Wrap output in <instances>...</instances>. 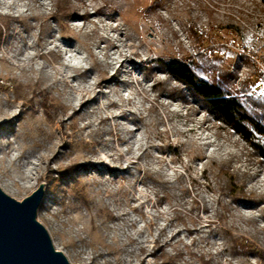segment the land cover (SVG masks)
I'll return each instance as SVG.
<instances>
[{"label":"rangeland","instance_id":"1","mask_svg":"<svg viewBox=\"0 0 264 264\" xmlns=\"http://www.w3.org/2000/svg\"><path fill=\"white\" fill-rule=\"evenodd\" d=\"M69 1L61 20L63 0H0L1 190L21 202L42 184L37 221L70 264H236L224 230L264 264V161L188 88L146 77L150 60L207 56L209 81L263 93L264 5ZM223 165L245 185L236 201Z\"/></svg>","mask_w":264,"mask_h":264},{"label":"trees","instance_id":"2","mask_svg":"<svg viewBox=\"0 0 264 264\" xmlns=\"http://www.w3.org/2000/svg\"><path fill=\"white\" fill-rule=\"evenodd\" d=\"M260 1L264 5V0ZM70 7V1L63 0L62 5L56 6V17L64 20ZM1 36L2 27L0 26V38ZM148 64V73L164 71L166 75L164 81L154 82V89L160 86L164 90L167 85L173 82L185 86L189 89L191 96L199 102L203 109H206L208 114L213 116L214 120L237 135L255 156L264 161V91L263 93H252L251 87L247 85L246 89L250 94H248L247 98H244L235 94L225 79L217 78L214 81H209L206 78V70L210 64H214V61L209 60L207 56L201 57L200 63L196 64L188 61L160 59L150 60ZM78 168V165H73L58 170V178L63 179ZM218 170L217 176L225 177V187L229 190L230 197L236 201L240 198V195L244 194L243 184L236 180L229 165H223ZM223 236L225 241L224 252L232 259L242 258V260H237L236 264H251L248 258L252 255L256 256V251L240 243L238 239L225 230L223 231ZM181 256L180 252L172 258H166V255H163L162 264H179L177 259H180ZM199 258L202 264H209V261L205 260V256L202 255Z\"/></svg>","mask_w":264,"mask_h":264},{"label":"water","instance_id":"3","mask_svg":"<svg viewBox=\"0 0 264 264\" xmlns=\"http://www.w3.org/2000/svg\"><path fill=\"white\" fill-rule=\"evenodd\" d=\"M42 184L21 202L0 188V264H70L37 221Z\"/></svg>","mask_w":264,"mask_h":264},{"label":"bare ground","instance_id":"4","mask_svg":"<svg viewBox=\"0 0 264 264\" xmlns=\"http://www.w3.org/2000/svg\"><path fill=\"white\" fill-rule=\"evenodd\" d=\"M73 9H74V7L71 5L70 10H69V12L67 13L65 19L75 17V15H73V14H76V13H72V12H74ZM55 17H56V16L53 15V18H55ZM117 70H118V69L114 70V74H113V75H114L115 77H116L117 74H118V71H117ZM152 73H153V72H150L149 74L146 75V77H147V78H151ZM152 77H153V76H152ZM101 81H102V83H107V82L109 81V78L107 77V74H105V76L101 78ZM157 82H159V80H155V83H157ZM155 83H154V84H155ZM154 84H153V86H152L153 89H154V87H155ZM161 94H162V93H161ZM78 110H79V109H78ZM78 110H76L75 114L78 112ZM73 165H77V164H72V165H69V166H73ZM69 166H68V167H69ZM65 168H66V167H65ZM76 171H77V170H76ZM76 171H75V172H76ZM73 173H74V172H73ZM243 186H244V188H245V185H244V184H243ZM42 199H43V196H42ZM42 199H41V201H42Z\"/></svg>","mask_w":264,"mask_h":264},{"label":"built area","instance_id":"5","mask_svg":"<svg viewBox=\"0 0 264 264\" xmlns=\"http://www.w3.org/2000/svg\"><path fill=\"white\" fill-rule=\"evenodd\" d=\"M260 1V0H259ZM261 2V1H260Z\"/></svg>","mask_w":264,"mask_h":264}]
</instances>
